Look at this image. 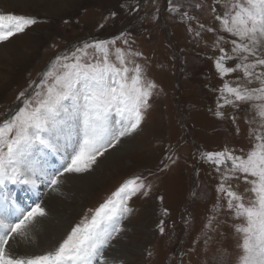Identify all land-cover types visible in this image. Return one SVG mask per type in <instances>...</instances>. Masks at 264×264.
Instances as JSON below:
<instances>
[{"label": "snow or ice", "instance_id": "snow-or-ice-1", "mask_svg": "<svg viewBox=\"0 0 264 264\" xmlns=\"http://www.w3.org/2000/svg\"><path fill=\"white\" fill-rule=\"evenodd\" d=\"M169 5L170 11L196 21L197 28L189 25L194 38L204 31L214 35L211 47L219 54L209 58L222 81L213 89L218 93L214 115L223 119L221 109H243L249 125L247 151L237 154L225 147L201 153L219 175L203 243L212 241L210 233L218 230L219 216L227 211L239 221L234 225L241 241L235 264H264V0H213L215 27L182 12L183 4L169 0ZM193 6L200 9L203 4H189ZM35 23L32 17L0 12V42ZM115 44L85 43L57 55L40 80L30 84L31 91L19 93L23 106L0 121V189L45 183L58 192L65 174L89 173L98 157L140 127L156 85L136 62L141 54L110 49ZM230 118L235 123L236 116ZM46 150L59 156V168L45 166ZM240 182L246 185L243 192L238 191ZM150 191L145 177L126 180L54 243L39 238L38 226L49 216L41 203L25 208L0 196V264H116L108 253L125 231L123 221L132 212L129 202ZM163 223L158 225L161 233ZM218 264H223L222 258Z\"/></svg>", "mask_w": 264, "mask_h": 264}, {"label": "rangeland", "instance_id": "rangeland-1", "mask_svg": "<svg viewBox=\"0 0 264 264\" xmlns=\"http://www.w3.org/2000/svg\"><path fill=\"white\" fill-rule=\"evenodd\" d=\"M45 3L26 7L0 3V12L37 19L23 33L0 42V119L19 109V93L31 91L30 84L39 81L43 67L48 68L52 56L70 53L75 45L83 47L93 39L112 41L108 38L120 34V38H114L116 44L109 45L110 49L119 47L125 52L140 53L136 62L144 69L145 78L156 85L140 127L127 136L132 149L106 162L103 168L93 166L92 171L98 174L100 182L97 188L92 186L88 195L77 193L74 179L84 174H75L63 189L60 187L55 192L73 205L65 217L67 230L89 209L97 204L98 207L102 199L111 196L124 181L142 176L151 184L150 194L132 198L129 202L132 212L123 221L125 231L114 241L128 245L135 241L139 248L141 242V250L131 246L129 250L135 251L132 262L126 255L116 254V264H218L221 258L223 264H235L237 244L241 241L234 225L239 221L222 211L221 223L215 233H210L213 239L208 247L203 243L201 232L216 203L219 183V175L201 158V153L227 147L239 154L240 149L247 151L251 147L243 109H221L225 114L223 119L214 115L218 93L213 89L222 83L209 58L219 54L211 47L214 35L204 31L201 38H194L189 25L197 28L196 21L170 11L169 0ZM172 3L183 4L181 11H187L200 23L216 26L211 13L213 0H172ZM194 3H202L203 7H189ZM25 44L30 49L24 52ZM232 115L236 116L235 123L230 118ZM232 183L235 185L237 181ZM245 187L240 182L238 191L243 192ZM46 202H52L50 196ZM56 212L50 213L52 218ZM161 220L163 233L158 227ZM46 231L48 228L41 234ZM64 233L60 237L50 233L42 240L57 241ZM146 234L149 239L143 242Z\"/></svg>", "mask_w": 264, "mask_h": 264}, {"label": "bare ground", "instance_id": "bare-ground-1", "mask_svg": "<svg viewBox=\"0 0 264 264\" xmlns=\"http://www.w3.org/2000/svg\"><path fill=\"white\" fill-rule=\"evenodd\" d=\"M54 1H58V0H0V3H3L5 5H12V6H27V4H34V5H38L40 3H44V2H54ZM62 1V0H61ZM67 1V0H66ZM45 3V4H46ZM59 4V3H58ZM52 6V4H51ZM50 6V7H51ZM54 6V5H53ZM48 7V6H47ZM57 7V6H56ZM59 9V8H57ZM24 46V52L28 51L30 48L28 47V45H23ZM30 46V45H29ZM18 50V49H17ZM22 50V49H21ZM1 51V50H0ZM2 59V58H1ZM6 62V61H5ZM208 62V61H207ZM4 64V63H3ZM4 66V65H3ZM10 66V65H9ZM210 68V67H209ZM2 69V68H1ZM5 72V71H4ZM1 74V73H0ZM3 78H7L5 77L6 74H2ZM196 106V105H195ZM153 136V135H152ZM137 137H135L136 139ZM130 139H128V137H123L121 138V143L117 144L114 148L108 150L107 152H105V154L103 156H101L98 160V164L99 168H103V166L106 164V162L113 160L114 157H119L120 155H124L125 153H127V151L130 150L131 146H130ZM132 149V148H131ZM124 159V158H123ZM127 159V157H126ZM121 161V160H120ZM130 161V160H129ZM118 162V161H117ZM122 162V161H121ZM124 163V162H123ZM126 163V162H125ZM107 165V164H106ZM117 165V164H115ZM67 176V179L65 180L64 184L61 185L62 189L64 188V185L69 182V180H71V178L75 175H68L65 174ZM116 176V175H115ZM98 179V174L94 171L89 172L84 174L83 176H76V178L74 179V185L76 186L77 189V193H84L87 192L86 195H88V190L93 186H97L99 185L100 182L97 181ZM43 189H46L47 191H44L41 197V204L42 206H44L46 208V210L49 212V216L44 220V222L39 225V229H40V236L39 238H45L47 237L50 233L55 236V237H60L61 234H63V231L65 232L67 230V219L66 217V213L68 212V210L73 207L72 203L69 201V199H64L62 198L60 195H57L55 192L51 191V189L47 186V184L43 183L42 185ZM50 196L52 202L47 203L46 200L48 199V197ZM92 200V199H91ZM76 203V202H75ZM29 206H25V208H27ZM55 210L56 215L55 218H52V214L50 215V213ZM51 216V217H50ZM144 218V217H143ZM148 218V217H147ZM146 219V218H144ZM147 220V219H146ZM149 220V219H148ZM179 223H181V221H178ZM146 223V221H145ZM144 223V224H145ZM139 224V223H138ZM147 224V223H146ZM141 227L143 228V225H141ZM46 228H48L49 231H46L44 234H41ZM145 230V229H144ZM150 230V229H149ZM147 232V231H146ZM202 232V231H201ZM62 237V236H61ZM149 239V234L144 235V241L143 242H147ZM58 240V239H57ZM45 241H51V242H56V240L54 238H48L45 239ZM136 242H140V241H136ZM114 244H116V247L114 249H112L108 255L109 258L114 260L115 262L118 261L117 259V255L118 256H123L126 255L127 257H125L126 259L128 258L131 262H132V257L135 251L129 250L131 248V246L133 248L138 247V245L135 243V241L131 244L128 245L125 242H114ZM239 243V242H238ZM140 248L137 249L141 250V246L142 243L140 242ZM208 247V246H207ZM201 249V248H200ZM138 252V251H137ZM117 254V255H116ZM200 263V262H199ZM202 264V263H201Z\"/></svg>", "mask_w": 264, "mask_h": 264}]
</instances>
